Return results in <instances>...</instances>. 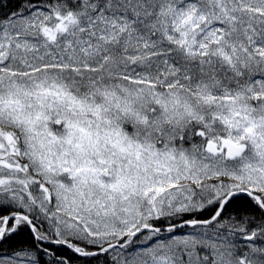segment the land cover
I'll list each match as a JSON object with an SVG mask.
<instances>
[{
	"label": "snow or ice",
	"instance_id": "snow-or-ice-1",
	"mask_svg": "<svg viewBox=\"0 0 264 264\" xmlns=\"http://www.w3.org/2000/svg\"><path fill=\"white\" fill-rule=\"evenodd\" d=\"M0 264H264V0H0Z\"/></svg>",
	"mask_w": 264,
	"mask_h": 264
}]
</instances>
